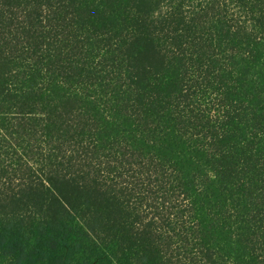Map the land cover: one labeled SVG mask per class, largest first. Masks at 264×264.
<instances>
[{
	"label": "trees",
	"instance_id": "trees-1",
	"mask_svg": "<svg viewBox=\"0 0 264 264\" xmlns=\"http://www.w3.org/2000/svg\"><path fill=\"white\" fill-rule=\"evenodd\" d=\"M0 264H264V0H0Z\"/></svg>",
	"mask_w": 264,
	"mask_h": 264
}]
</instances>
